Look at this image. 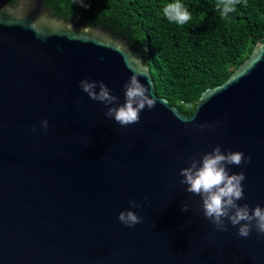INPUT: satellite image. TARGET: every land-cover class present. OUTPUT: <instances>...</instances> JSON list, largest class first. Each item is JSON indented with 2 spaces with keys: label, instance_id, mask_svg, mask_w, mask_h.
<instances>
[{
  "label": "water",
  "instance_id": "1",
  "mask_svg": "<svg viewBox=\"0 0 264 264\" xmlns=\"http://www.w3.org/2000/svg\"><path fill=\"white\" fill-rule=\"evenodd\" d=\"M45 1L0 0V264H264V235L217 231L180 184L219 145L251 157L230 174L246 177L238 204L264 208V40L189 115L157 93L143 49ZM133 74L157 103L126 127L79 87L103 81L123 104Z\"/></svg>",
  "mask_w": 264,
  "mask_h": 264
},
{
  "label": "trees",
  "instance_id": "2",
  "mask_svg": "<svg viewBox=\"0 0 264 264\" xmlns=\"http://www.w3.org/2000/svg\"><path fill=\"white\" fill-rule=\"evenodd\" d=\"M12 2L15 0H11ZM180 2L191 13L185 25L169 22L163 7ZM76 22L104 26L145 51L157 93L192 114L202 92L223 83L264 40V0H237L221 17L220 0H46Z\"/></svg>",
  "mask_w": 264,
  "mask_h": 264
},
{
  "label": "clouds",
  "instance_id": "3",
  "mask_svg": "<svg viewBox=\"0 0 264 264\" xmlns=\"http://www.w3.org/2000/svg\"><path fill=\"white\" fill-rule=\"evenodd\" d=\"M78 2L81 6L87 7L84 0H78ZM236 3L237 0H220L216 7L221 17H226L233 12ZM163 16L169 22H175L178 25H185L192 19L191 13L180 2L168 3L164 6ZM79 87L91 100L106 106L111 105L107 108L105 116L113 119L121 127L139 123L141 111L145 108L151 110L157 103L156 99L150 95L149 87L138 79V74H133L124 84L123 104H119L118 98L111 94V90L103 81H89L86 78L80 81ZM40 127L47 130L48 120H42ZM198 127L203 129L211 126L198 125ZM32 130L36 131L35 126ZM250 162L251 157H245L243 152L224 153L217 145L199 159L191 157L189 166L180 170L182 177L180 184L187 186L185 191L201 197L203 215L217 231H227L225 221H228L233 227L239 225L237 234L240 237L247 238L253 228L258 234L264 235V208L257 205L250 209L248 204L242 206L238 204V201L244 199L242 182L246 177L243 172L230 174L229 169V166L238 167ZM129 205L132 208L140 207L135 200H130ZM181 211L187 212L188 205L183 204ZM117 219L129 228L142 222V218L131 210L121 211Z\"/></svg>",
  "mask_w": 264,
  "mask_h": 264
}]
</instances>
